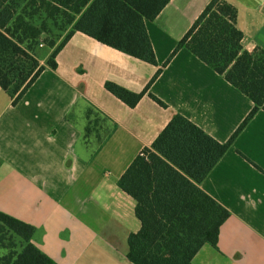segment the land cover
Returning <instances> with one entry per match:
<instances>
[{"label":"crops","instance_id":"crops-1","mask_svg":"<svg viewBox=\"0 0 264 264\" xmlns=\"http://www.w3.org/2000/svg\"><path fill=\"white\" fill-rule=\"evenodd\" d=\"M210 1L170 0L146 22L156 66L75 33L56 68L45 67L16 105L0 88V212L33 226L31 243L55 263L132 264L127 238L140 222L120 176L174 115L226 143L252 110L247 96L185 48L170 59ZM225 1L237 10L242 49L264 51V0ZM158 70L133 108L105 89L112 82L142 93ZM200 188L230 215L217 247L204 245L192 263L264 264L263 111ZM123 194L136 222L118 235L113 200ZM6 253L0 247V257Z\"/></svg>","mask_w":264,"mask_h":264},{"label":"trees","instance_id":"trees-1","mask_svg":"<svg viewBox=\"0 0 264 264\" xmlns=\"http://www.w3.org/2000/svg\"><path fill=\"white\" fill-rule=\"evenodd\" d=\"M169 1L0 0V88L16 105L45 67L56 68L57 54L75 33L156 66L146 22L153 21ZM236 20L234 6L211 0L170 59L185 48L247 96L253 108L226 143L174 115L120 176L117 186L135 201L134 214L140 222V229L127 238L126 258L132 264H193L204 245L217 247L220 227L230 214L200 184L253 116L264 112V51L242 49ZM50 25L68 29L60 42ZM42 46L52 50L45 65L34 56ZM159 73L139 94L112 82H106L105 89L133 108ZM34 232L33 226L0 212V247L7 251L0 264H57L31 243Z\"/></svg>","mask_w":264,"mask_h":264},{"label":"rangeland","instance_id":"rangeland-1","mask_svg":"<svg viewBox=\"0 0 264 264\" xmlns=\"http://www.w3.org/2000/svg\"><path fill=\"white\" fill-rule=\"evenodd\" d=\"M52 34H54L58 38V42H60L63 37L66 35L67 30H59L58 27L51 26ZM52 50H50L46 46L37 47L34 51L35 58L39 61V63L44 64L46 60L51 55ZM123 197L117 196V198H114L113 200V210H112V217L116 224H118L119 227H115L118 229V235L123 232V230L131 223L135 221L134 215H133V201L129 199L127 196L123 194ZM109 224H111V220L109 219ZM136 222V221H135ZM5 240H9V235L5 237Z\"/></svg>","mask_w":264,"mask_h":264}]
</instances>
